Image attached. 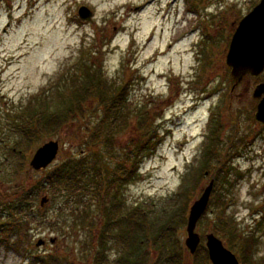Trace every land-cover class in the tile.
<instances>
[{"label": "rangeland", "instance_id": "374dc122", "mask_svg": "<svg viewBox=\"0 0 264 264\" xmlns=\"http://www.w3.org/2000/svg\"><path fill=\"white\" fill-rule=\"evenodd\" d=\"M259 2L0 1V193L4 191L6 195L0 201V210L12 191L26 184L31 187L35 180H43L46 173L69 154L78 155L81 149L83 154L91 153V150H85L75 133L83 121L86 126L90 119L97 121L102 116L97 105L87 107L85 115H79L73 121L75 123L65 126L62 133L55 137L61 139L63 148L48 168L29 170L28 173L23 170L14 179L10 175L12 167L22 157L10 155V152L14 141L21 135L2 127L9 123V113L23 109L21 106L32 94L42 87H49L52 79L73 66L82 51L86 56L97 52L98 64L103 57V68L112 84L130 79L132 113L141 108L152 114L159 113L156 126L164 137L156 152L142 163V176L125 188L126 205L131 208L143 203L147 208L142 207V211L150 223L165 222L167 218L159 219V216L173 213L175 206L170 201L171 196L191 168L201 165L209 133L212 128H218L215 134L220 132L218 135L221 138L215 144L216 153L210 152L207 158L210 173L203 178L191 201L198 198L211 178H215L219 184L212 196L215 203L209 206L197 225V231L202 236L201 245L206 247L205 236L214 232L215 220L225 203L227 213L238 223V228L245 233L255 232L259 237L257 258L253 262L263 263L264 124L255 119L259 99L253 96V92L264 81V72L235 84L226 63L230 41L239 21ZM82 5L94 11L92 20L79 17L78 10ZM104 36L108 40L103 39ZM202 61L205 66L200 69ZM132 135L129 129L121 131L113 145L101 144L104 159L112 168L118 162V147L126 148ZM109 149L114 157L110 156ZM6 155L12 161L6 162ZM226 156L228 159L232 156L234 167L228 176L230 184L223 182V173L219 175L218 172L219 159L222 162ZM34 194L32 211L22 213L23 217H18L15 223L16 227L23 228L26 220L30 221L20 235L24 241L21 251L7 250L1 243L0 264H45L41 259L54 264L49 256L52 254L55 258L66 254L73 264H96L94 255L100 248L92 249L90 229L79 227L73 230V220L67 216L69 211L72 212L75 200L70 201L68 210H63L65 214H62L60 207L50 201L41 207L40 199L45 194ZM218 198L224 201L222 205L217 204ZM89 200L93 206L88 210L90 215L87 218H91V213L93 217H98L97 200L94 197H89ZM39 207L44 211L40 212ZM57 212L58 221L54 223ZM74 214L80 215L77 212ZM4 216L7 217V212ZM3 220L1 216L0 222ZM186 224L187 221L177 234L182 246H185ZM216 235L229 247V240L218 233ZM39 238L45 239L46 244L36 246ZM51 238H56L57 242L53 244ZM106 242V248L112 249L107 257H101L102 263L118 264L115 237H107ZM99 245L100 241H97L95 246ZM119 248L122 247L118 243V252ZM231 250L243 264L241 253ZM183 252L186 264H199L197 260L200 262L205 255H190L187 250ZM154 256L160 262L162 257L157 253L149 257L150 263L147 264H154V261L158 264ZM36 258H40L39 261H35Z\"/></svg>", "mask_w": 264, "mask_h": 264}, {"label": "trees", "instance_id": "16d2710c", "mask_svg": "<svg viewBox=\"0 0 264 264\" xmlns=\"http://www.w3.org/2000/svg\"><path fill=\"white\" fill-rule=\"evenodd\" d=\"M102 59L103 57L98 64L97 52L86 56L82 51L73 66L59 73L55 77L56 81L55 78L52 79L49 87H42L39 92L32 94L24 106H21L23 109L8 114L10 121L2 128L21 135L20 139L14 141L10 152V155L17 154L22 157L14 162L12 167L10 175L14 179L23 170L27 173L33 170L29 165L33 150L44 144L47 139L60 135L65 126L75 123L73 121L79 115H85L87 107L97 105L100 114L103 113L97 121L90 119L86 126L83 121L84 124L81 123L76 129V138L80 140L81 145H84L85 150H91L90 154L81 153L83 149L78 155L69 154L66 159L58 162L53 170L48 171L43 180H35L31 187H27L26 184L12 191L0 210V217L5 219L0 222V244H5L7 250L21 251L24 241L20 235L26 230L30 221L26 220L25 226L20 228L15 225L16 219L23 217L22 213L32 211L33 196L36 192L45 194L40 199L41 207L44 206L41 203L43 196H47L50 203L60 207L62 214H65L63 210H68L70 201L75 200L72 212L69 211L67 216L73 220V230L79 227L90 229L92 249L95 251L97 247L100 248L94 255L96 264H104L101 257H107L112 249L106 248L107 237H115L117 241L118 264H147L150 263L149 257L157 253L162 257L158 262L154 256L158 264H183V250L186 252V248L180 244V239L177 240V234L182 224L187 221L190 203L200 188L205 172L211 170L207 158L208 155L210 157V152L216 153L215 144L221 138L218 135L220 132L215 134L218 128L211 129L201 165L191 168V172L186 174L182 184L171 196L170 201L175 206L173 213L167 212L159 216V219L167 218L165 222L150 223L149 218L142 211V207L145 206L143 203L135 204L131 208L129 204L126 205L124 190L142 176V163L156 152L158 145L164 139L160 135L159 126H156V117L159 113L152 114L144 108L132 113L130 79L112 84L103 68ZM204 62L206 63L205 60ZM204 62L202 61L200 69L205 66ZM130 113H132L131 117ZM128 129L134 135L126 148L118 147V162L115 168H112L104 159L101 144L113 145L117 134L119 136L121 131L126 132ZM109 153L113 156L110 149ZM231 157L228 159L226 156L222 162L219 159L218 164L219 175L222 172L223 182L229 184L228 176L234 168ZM9 160L10 157L6 155V162ZM218 185L216 182L215 189ZM89 197L97 200L96 205L99 210L98 217H93L91 213L90 219L87 218L90 215L88 210L93 205ZM106 199H109L107 203H105ZM62 200H65L63 204H61ZM223 202L220 198L217 199L218 205L219 203L222 205ZM213 203L215 202L211 200L210 205ZM223 205L217 215V221L215 220L214 232L229 240L228 248L241 253L243 264H255L253 260L257 258L256 248L259 237L255 232L241 231L238 223L227 213L228 206H225V203ZM41 211L43 212L44 209L40 208ZM74 212L80 215H75ZM57 216L58 212L56 219L53 218L54 223L58 221ZM97 241H100L99 246H95ZM118 243L122 247L119 248V252ZM151 250L154 252L152 253ZM200 253H205L204 259L197 262L210 264L208 250L204 245H200L194 255L198 256ZM52 255L49 256L54 260V264H73L66 254L56 258ZM39 259L34 260L39 261ZM41 261L52 264L51 261L42 259ZM153 263L157 264L155 261Z\"/></svg>", "mask_w": 264, "mask_h": 264}, {"label": "water", "instance_id": "95a60500", "mask_svg": "<svg viewBox=\"0 0 264 264\" xmlns=\"http://www.w3.org/2000/svg\"><path fill=\"white\" fill-rule=\"evenodd\" d=\"M78 14L87 21L93 19L92 10L86 5L79 8ZM227 64L232 68L231 75L236 84L241 82L246 75L257 77L264 72V0H260L240 20L229 46ZM253 96L260 98L255 119L264 124V81L257 85ZM59 151V140L47 141L36 150L30 166L37 171L48 167L57 158ZM214 185L215 179L213 178L202 190L199 198L191 204L185 238V245L190 254H194L201 244L202 236L197 231V225L208 209ZM47 201V196H43L42 205ZM43 243L44 241L40 239L36 245L40 246ZM206 246L213 264H241L237 255L227 248L222 239L213 232L206 235Z\"/></svg>", "mask_w": 264, "mask_h": 264}, {"label": "flooded vegetation", "instance_id": "af4514ba", "mask_svg": "<svg viewBox=\"0 0 264 264\" xmlns=\"http://www.w3.org/2000/svg\"><path fill=\"white\" fill-rule=\"evenodd\" d=\"M6 195H5V192L4 191H1V193H0V201L5 197ZM51 241V240H50ZM57 242V239L54 241V242H52L53 244H55ZM46 244V241H45V243L43 244V245H45ZM183 264H185V260L183 261Z\"/></svg>", "mask_w": 264, "mask_h": 264}]
</instances>
